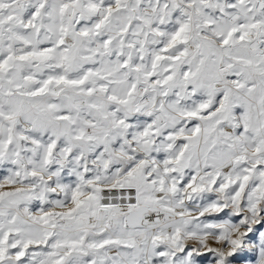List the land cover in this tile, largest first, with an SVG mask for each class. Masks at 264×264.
I'll return each mask as SVG.
<instances>
[{
	"label": "snow or ice",
	"instance_id": "1",
	"mask_svg": "<svg viewBox=\"0 0 264 264\" xmlns=\"http://www.w3.org/2000/svg\"><path fill=\"white\" fill-rule=\"evenodd\" d=\"M0 264H264V0H0Z\"/></svg>",
	"mask_w": 264,
	"mask_h": 264
}]
</instances>
